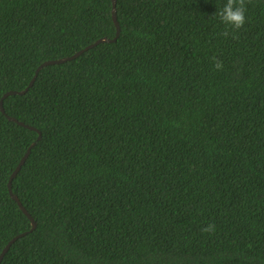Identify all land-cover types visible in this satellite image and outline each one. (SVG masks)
<instances>
[{
    "label": "trees",
    "instance_id": "16d2710c",
    "mask_svg": "<svg viewBox=\"0 0 264 264\" xmlns=\"http://www.w3.org/2000/svg\"><path fill=\"white\" fill-rule=\"evenodd\" d=\"M225 3L117 0L116 41L5 98L0 253L27 234L1 264H264V0L237 39ZM112 11L0 0V101L114 38ZM33 142L13 180L30 231L8 183Z\"/></svg>",
    "mask_w": 264,
    "mask_h": 264
},
{
    "label": "water",
    "instance_id": "95a60500",
    "mask_svg": "<svg viewBox=\"0 0 264 264\" xmlns=\"http://www.w3.org/2000/svg\"><path fill=\"white\" fill-rule=\"evenodd\" d=\"M116 1L117 0H113V11H112V16H113V19H114V22L116 24V27H117V33H116V36L114 38H108V37H102V38H99L97 41H95L94 43H91L90 45L86 46L85 48L77 51L75 54L71 55V56H68V57H63V58H59V59H52V60H47L45 61L44 63H42L37 71H36V74L34 75L32 81L30 82L29 86L26 88V89H23V90H10V91H7L1 101H0V108L1 110L5 113V109H4V100L6 97H8L9 95H13V94H25L29 88L34 84L40 70L45 67V66H48V65H52V64H59V63H64V62H67V61H70V60H73L75 58H77L78 56H80L81 54H83L84 52H86L87 50L101 44V43H104V42H114L118 39V37L120 36V33H121V27H120V23L118 21V17H117V10H116ZM10 119L14 120V121H17L19 124L21 125H24V126H27L29 128H32L34 130H37L35 127L33 126H29L27 124H25L24 122L22 121H19L17 118H14V117H9ZM42 137V134L41 132H39V136H38V139H41ZM36 142H33L32 145L29 147L28 151L25 153V155L22 157V159L20 160L19 164L17 165V167L15 168V170L13 171L10 179H9V183H8V186H9V192L12 196L13 199H15L20 208L23 210V212L31 219L32 221V228L30 231H33L34 229H36L37 227V222L35 221V219L33 218V216L29 213V211L26 209V207L23 205V203L21 202L20 198L18 197V195L16 193H14L13 191V180L14 178L17 176V174L19 173V171L21 170L22 166L25 164L27 158L29 157L30 153H31V150L32 148L35 146ZM27 234V232H23V233H20L18 235H16L15 237H13L8 243L7 245L3 248L2 252L0 253V264L2 262V260L4 259L6 253L9 251V249L11 248L12 244L17 241L20 237L22 236H25Z\"/></svg>",
    "mask_w": 264,
    "mask_h": 264
},
{
    "label": "clouds",
    "instance_id": "9594fccd",
    "mask_svg": "<svg viewBox=\"0 0 264 264\" xmlns=\"http://www.w3.org/2000/svg\"><path fill=\"white\" fill-rule=\"evenodd\" d=\"M219 17L221 23H223L226 28L221 33L224 37L229 36V31L232 32V38L237 39L236 33L242 29L246 23V0H226L223 7L219 8L218 12L215 14ZM214 66L217 70L223 69V62L213 57ZM203 232L209 233L215 231V225L209 223L207 227L202 229Z\"/></svg>",
    "mask_w": 264,
    "mask_h": 264
}]
</instances>
